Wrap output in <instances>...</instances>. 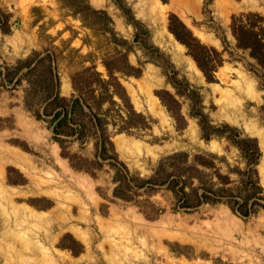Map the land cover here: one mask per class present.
Listing matches in <instances>:
<instances>
[{"label": "rangeland", "instance_id": "rangeland-1", "mask_svg": "<svg viewBox=\"0 0 264 264\" xmlns=\"http://www.w3.org/2000/svg\"><path fill=\"white\" fill-rule=\"evenodd\" d=\"M158 1L119 0L128 8L125 13L114 0H88L104 9L110 21L99 18L87 27L58 0H0V71L11 75L18 61L48 49L55 56L58 92L68 99L74 92L73 72L94 65L107 79L103 62L110 60L122 70L114 72L124 88L120 92L144 118H133L140 126L128 132L108 124L109 150L129 176L161 181L175 171V161L167 157L186 151L188 162L202 172L188 171L200 175L203 184L236 197L255 191L248 206L257 204L245 215L233 212L226 196L183 207L166 182L134 190L129 201L114 196L111 159H95V135L89 133L82 143L75 136H57L60 146L47 117L35 115L46 94L31 81L38 74L26 76L23 68L19 82L17 76L8 82L0 73V264H264V170L259 167L264 65L249 48L237 46L231 31L234 15L264 18V0ZM156 3L159 9L150 14ZM171 15L201 44L221 52L213 80L205 78L170 31ZM255 19L251 15L243 22ZM169 34L172 48L160 42ZM86 80L79 78L80 83ZM139 80L149 84L160 113L148 108L145 92L134 93L128 86L136 89ZM174 81L182 91H198L199 108L210 124H227L256 139L260 155L254 173L225 138H201L198 117L190 114L199 108L187 92L176 93ZM113 99L122 104L118 94ZM112 108L111 118L117 121V107ZM192 183L199 185L195 178Z\"/></svg>", "mask_w": 264, "mask_h": 264}, {"label": "trees", "instance_id": "trees-1", "mask_svg": "<svg viewBox=\"0 0 264 264\" xmlns=\"http://www.w3.org/2000/svg\"><path fill=\"white\" fill-rule=\"evenodd\" d=\"M58 1L71 14L77 16L82 24L87 27H92L94 21L99 18L110 21V17L104 9L92 7L88 0ZM114 2L120 6L122 11L128 12V8L122 5L119 0H114ZM251 15L255 16L256 19L249 25H245L243 18ZM0 16H3V13L0 12ZM4 20L5 18H2V21ZM263 20L264 18L261 15L253 13L234 15L231 21V31L236 38L237 46L249 48L251 56L256 58L261 65H264ZM175 24L180 28L183 35L175 28ZM168 26L174 36L186 46L188 53L203 72L205 78L208 81L213 80V72L222 63L221 52L213 47L201 44L191 34L190 30L174 15L170 16ZM104 29L110 31V27H107L106 24ZM222 42H224L223 39ZM54 63L55 56L46 49L42 52L32 53L26 60L18 61L13 74L8 75L7 72L1 73V71L0 73L8 82H12L16 76L15 82H19L22 79L21 75L23 76V73L17 74L23 68H25L24 75L26 76L33 73L38 74L39 77L36 81L33 79L31 81L37 82L41 89L46 91V94L42 98L41 111H35V115L37 118L41 116L47 117L55 139L60 146L62 145L61 139L57 136H75L82 143L89 136V133L92 132L95 135L93 152L95 159H111L108 163L114 169L113 178L116 182L113 190L114 196L129 201L132 194H134V190L141 187L152 188L156 183L164 184L166 182L167 187L176 196V201L180 203V206L194 207L203 202L216 201L226 196L228 199L226 203L233 212L245 215L252 211L250 207L257 204V201H252L250 206H248V200L255 195V191L251 192L247 197L242 196L241 193H238L240 197H236L230 192H225L222 187L214 189L210 185L203 184L200 175L191 174V171H188L189 169H194L198 173L202 172L194 163L188 162V153L186 151L175 152L167 157L171 163L175 161V171L167 173L165 179L161 181H157L154 178L137 179L132 175L129 176L123 163L117 160L115 153L109 150L112 147V143L109 136L108 124L111 123L116 132H128L130 128L140 126L133 118L139 117L142 119L143 115L133 109L126 93L120 92V89L124 91V88L117 81L114 72H122L121 68L112 66L110 60L104 61L103 64L108 72L107 79L94 69V65L84 67L78 72H73L71 74V85L74 92L70 98L66 99L58 92L60 81L55 72ZM127 66L131 67L129 64ZM79 78H87V80L84 83H80ZM173 83L177 94L181 95L183 92H187L186 96L188 94L194 99L195 107H200V94L196 89L186 87V90L182 91L179 89L182 86L179 82L174 81ZM115 93L122 100V104L119 106L113 99ZM104 103H107L108 106L102 109ZM114 106L117 107L116 113H113L117 121L111 118L112 111L114 110L112 107ZM190 114L198 117L201 138L205 140L211 137L225 138L228 143L238 150L246 166L254 173L253 167L256 165L260 155L255 138L243 137L240 135L239 130L227 124H210L207 115L200 108ZM194 178L199 181V185H192ZM247 182L252 186L255 185L253 181L249 180ZM257 188L260 189V187Z\"/></svg>", "mask_w": 264, "mask_h": 264}, {"label": "bare ground", "instance_id": "bare-ground-1", "mask_svg": "<svg viewBox=\"0 0 264 264\" xmlns=\"http://www.w3.org/2000/svg\"><path fill=\"white\" fill-rule=\"evenodd\" d=\"M158 3H159V1L158 0H156ZM159 7H160V5L159 4H155L154 6L152 5L151 7H150V11H149V13L151 14V12H154L156 9H159ZM160 11V10H159ZM165 37V36H164ZM199 37L200 38H202V39H204V40H208L209 38H208V36H206V35H202V34H199ZM161 40V39H160ZM164 46H166V47H168V48H172L175 44H174V39L172 38V36H171V34H169V36L168 37H165L164 39H162L161 41H160ZM210 42V41H209ZM246 80V79H245ZM133 85V84H132ZM132 85L130 84V83H128V86L132 89V91L135 93L136 91L137 92H145L146 93V103H147V106H148V108L153 112V113H160V109H159V104L157 103V99H156V97H154L152 94H151V92H150V87H149V84L147 83V81L146 80H139L138 82H137V88L136 89H134L133 87H132ZM68 84L66 83V84H64V86H63V88L64 89H67L68 88ZM246 88V87H245ZM253 90V89H252ZM30 124V123H29ZM263 145V144H262ZM55 146V148H53L52 150H51V154L53 155V156H55V154H56V150L55 149H57V146L56 145H54ZM18 152V151H17ZM21 152V151H20ZM11 153H13V151L11 152ZM14 154V153H13ZM23 154V153H22ZM259 167H260V170H264V154H263V156H262V158H261V162H260V165H259ZM70 196V195H69ZM78 201V200H77ZM136 218V217H135ZM100 220V219H99ZM100 225V224H99ZM152 228V227H151Z\"/></svg>", "mask_w": 264, "mask_h": 264}]
</instances>
